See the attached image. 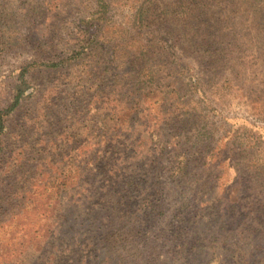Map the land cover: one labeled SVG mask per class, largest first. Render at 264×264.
<instances>
[{
  "label": "rangeland",
  "instance_id": "374dc122",
  "mask_svg": "<svg viewBox=\"0 0 264 264\" xmlns=\"http://www.w3.org/2000/svg\"><path fill=\"white\" fill-rule=\"evenodd\" d=\"M24 68L0 264H264V0H0Z\"/></svg>",
  "mask_w": 264,
  "mask_h": 264
},
{
  "label": "trees",
  "instance_id": "16d2710c",
  "mask_svg": "<svg viewBox=\"0 0 264 264\" xmlns=\"http://www.w3.org/2000/svg\"><path fill=\"white\" fill-rule=\"evenodd\" d=\"M194 1H197V0H194ZM186 13H188V10H186ZM212 57H217V56L216 55H212ZM24 70H25V68L22 69V71L19 74V84H18V86L16 88V91H15V96H14V99H13V103L11 104V106L7 110H5L0 115V135H2L3 129H4V121H3L4 116H8L12 112H14L15 109H17V107L19 106L20 102L26 96V92H27L29 86H28L27 80L25 78L26 76H25V71ZM186 169H187V167L183 168L181 173H184Z\"/></svg>",
  "mask_w": 264,
  "mask_h": 264
}]
</instances>
